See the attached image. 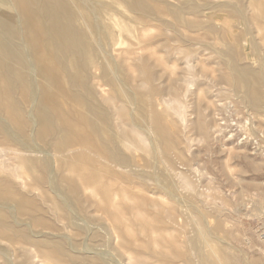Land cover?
<instances>
[{
    "label": "rangeland",
    "instance_id": "1",
    "mask_svg": "<svg viewBox=\"0 0 264 264\" xmlns=\"http://www.w3.org/2000/svg\"><path fill=\"white\" fill-rule=\"evenodd\" d=\"M48 1L69 21L75 23L83 15L92 33L101 37L105 56L99 62L109 65L116 91L105 86L107 93L101 94L95 87V81L102 82L93 75L105 73L106 64L83 68L82 80L93 92L88 100L99 102L110 117L95 116L98 126L104 125L108 136L117 132V154L128 163L125 169L132 185L148 199L133 203L139 209L129 220L108 219L107 223V216L95 212V205L86 206V195L68 199L52 189V182L58 180L68 191L76 172L92 171L89 160L61 165L57 155L49 170L51 180H37L44 175L37 166L34 176L21 175L17 168L20 181L9 173L16 164L14 154L0 152V264H77L72 254L95 257L81 264H138L139 260L144 264H264V0L258 6L256 0ZM79 38L90 47L84 34ZM126 50L132 51L130 59ZM49 53L53 62L54 53ZM74 63L68 68L77 67L75 74L69 68L76 80L82 66ZM237 69L245 75V83L257 90L259 103L248 102L231 81L230 76H238ZM122 90L134 91L132 105ZM109 91L116 95L117 111L103 99ZM0 136V145H11L9 138ZM125 138L129 144L121 142ZM70 151L68 157L80 149ZM95 157L104 163L102 157ZM164 208L178 217L176 223H156ZM143 218L150 229L140 225Z\"/></svg>",
    "mask_w": 264,
    "mask_h": 264
},
{
    "label": "bare ground",
    "instance_id": "2",
    "mask_svg": "<svg viewBox=\"0 0 264 264\" xmlns=\"http://www.w3.org/2000/svg\"><path fill=\"white\" fill-rule=\"evenodd\" d=\"M42 1H44V2H42ZM52 1H54V0H52ZM62 1H64V0H62ZM256 1H257L256 6H258V4L260 2L262 4V1H260V0H256ZM89 2L90 1H88V3ZM67 4H69V2ZM253 4H255V3H253ZM72 6H73V4H72ZM259 7H260V5H259ZM58 8H59V6H58ZM129 9H130V7H129ZM72 16H73V14H72ZM78 16H80V15H78ZM82 17H83V15L80 16V19H77L78 21L77 22L75 21V23L73 22L74 20L73 21L71 20L74 23L73 24L71 21L68 20V18L66 16H63V12L61 10L55 8V6L50 4V2L48 0H33V3H32V0H7V3L5 0H0V135L5 136L11 140V145H9V146H7L8 144L7 145H5V144L0 145V152H1V154L6 153V154H8V156L10 153L14 154L13 159H15L16 164H14V166L11 165L12 167L9 170V173L12 175V177H14V179L20 178L18 171H16L17 168L22 169V171H21V169H19L21 175L23 174V172L24 173L27 172L30 176H34L35 168L37 166H39L41 168L39 170H41V172H44V175L42 174L43 176L39 177L38 179L36 178L37 180H40V182L51 180V178H50L51 172H49V170H50L51 166L55 163V161H56L55 157L57 155H60L61 165L68 164V161L78 162L82 159L89 160L91 162V166L93 167V169H92V167H88V169L91 168L92 171L86 172V173H81L79 171L76 172L77 173V179H75V177H74L75 182H73L72 184H69L70 188L68 189V191L64 187V185L62 184L63 181H61L62 182L61 183L58 180L57 181L54 180L52 182L53 183L52 189L55 190V192L57 191L62 196L67 195L68 199H71L70 197H74V198L77 197L78 198L80 195H83V196L86 195L85 197H87V199L85 198V200H87L86 202L89 203V205H86V206L90 207V205H95V209H96L95 212L99 211V212H101L100 214H102L101 216H103V215L107 216L106 222L108 221V219H110L109 221H111V222L112 221H116V222L118 221V223H119V221L122 222L123 219L129 220L130 217L133 215V213L135 211L137 212L139 209L135 205L140 201L145 203L148 198L144 194L140 193V188H136V186L132 185V184H134V182L132 180H130V178H129L130 173L126 170L127 168L125 169V167L127 166L128 163H127V161H123L124 158H123V160H122L123 162H122L121 158H119V155L117 154V147L119 144L118 141H120V140L117 141V139L115 138V135L117 132L116 133H110V135L108 136L107 134H104V130H106L107 128L103 125L102 128L103 127L105 128L103 130L102 128H100L101 126L100 127L98 126L101 123L97 124V121L99 119H97V121H96L95 116H97V115L102 116V118H103L102 120H105L106 115H107V117H109L108 114H104V111H103L104 108L100 107L101 105L98 104L99 102L98 103L95 102L96 100L95 101H89L88 100V96H89V94L91 95L92 91H91V89L88 91V89L85 87L86 83L82 80L83 75H84V73L82 72L83 71L82 69L87 68V66H90V68L93 67L95 69V66L99 65L98 63H101L100 65L102 66L103 64H106L107 62L106 63L99 62L100 58H103V56H105V55H103L102 50H101V49H103V44L101 42L102 39L99 36V34L92 33L93 29L89 26L90 24H88L84 20V18H82ZM92 20H94V18ZM76 25H78V26H76ZM94 25H95V27H97L96 31H99V28H100L99 25L96 23ZM83 34L88 39V41L90 43L89 44L90 47L81 43L82 38L80 39L79 37ZM79 39L81 40V42ZM189 44H190V42H189ZM51 50L54 53L53 54L54 55V61L53 62H51L50 59L48 58L49 55L51 54V53H49V52H51ZM125 52L128 54L127 55L128 57H126V59H130V55H131L132 51L126 50ZM169 55H170V52H169ZM51 57H53V56L51 55ZM101 60H103V59H101ZM167 60H168V58H167ZM256 60H258V59H256ZM72 61L75 62L73 65L76 64V66H78L77 64H79L80 66H82L81 69L77 70V77H76L77 79L76 80H74V78H71L72 77L71 73H73L77 67L72 66L73 72L69 69L72 67L68 68V65L71 64ZM104 61H106V60H104ZM190 63H191V61H190ZM228 64H230V63H228ZM106 66H107L106 67L107 69L104 68V69H106L105 73L99 74L97 76L93 75V78L97 77L99 79V81L101 80V82H102V83H99L98 81H95V87L100 89L101 94L107 93L105 86L109 87V89L112 92L116 91V86H115L116 83L114 84L112 78L110 77V75L112 73L111 72L108 73V69L110 70V67L107 64H106ZM240 66H242V65H240ZM237 68H238V66H237ZM99 69H100V72H102L101 68H99ZM221 70H223V69H221ZM233 70H236V69H233ZM243 70H245V68ZM140 71H142V70H140ZM247 71L248 70L245 71L246 75H247V73H249V71L248 72ZM237 72H238L237 77L230 76L231 81L234 84H236L235 86H237L239 89H241V92L244 93L245 98L248 99V102L249 101H251L252 103L258 102L260 95L259 96L257 95V90L255 91V90H253L254 88L253 89L250 88L249 87L250 84L248 85V81H246V83H245V80H246V79L244 80L245 75L242 72L238 71V69H237ZM74 74H75V72H74ZM113 74H115V73H113ZM254 74H256V73H254ZM85 75H86V72H85ZM85 75H84V79L86 77ZM113 78L115 80L116 79L118 80L117 75H114ZM123 81H122V84H123ZM1 82L4 85H2ZM120 82H121V80H120ZM124 84H127V83H124ZM260 84H261V82H260ZM140 87H141V85H140ZM238 88H235V89L237 90ZM81 89H83V90H81ZM129 89H131V88L129 87ZM127 90L126 91L122 90V91L124 92V96L127 99V101L129 103H131V105H132V103L135 101L136 95H135L134 91L133 92L128 91L129 92L128 93ZM261 90H262V88H261ZM111 91H109V94H107V96L105 98L103 97V99H105L106 101H110L111 102V109L117 111L118 107L114 103V100L116 99V95H114V93H110ZM236 95H238V93ZM121 99H123V98H121ZM121 99H119V100H121ZM159 102L161 103L160 99H159ZM159 102H157V105H159V107H160ZM165 103H166V101H165ZM165 103L163 102V104H165ZM181 104H182V102H181ZM261 104L263 105L264 103L262 102ZM109 105L110 104H108V106ZM118 106H119V104H118ZM103 107H104V105H103ZM257 107L258 106H256V108ZM263 108H264V105H263ZM113 110H112V112H113ZM102 112H103V115H102ZM105 112H108V110H105ZM109 114L113 115V113H110V111H109ZM172 115H174V114H172ZM114 116L115 115H113V117ZM201 125H203V124H201ZM116 126H118V125H116ZM140 126H142V125H140ZM146 126H147V124H146ZM107 127L109 129V126H107ZM113 129H115V128H113ZM110 131H112V130H110ZM14 133H15V136L12 135ZM166 133H165V135H166ZM163 134H164V132H163ZM106 135H107V138H106ZM164 139H166V137ZM121 142H125V144H129L130 141H129V139L125 138V140H122ZM148 143H149V141H148ZM166 144H167V142H166ZM166 144H164V145H166ZM151 145H153V144H151ZM119 146H120V144H119ZM125 146H127V145H125ZM73 149H77V150L80 149V151L78 152V154H76V155L71 154L72 156L68 157L69 152H71L70 150H73ZM89 152L93 153L91 155V156H93V158H91V156L90 157L88 156ZM74 153H75V151H74ZM94 154L102 157L103 159H101V160H103L104 163L99 161L100 160L99 157H98L99 160L96 159L97 157H95V159H94V156H95ZM101 154L102 155L104 154L105 156H102ZM2 157H3V155H2ZM83 163H85V162H83ZM87 164H88V162H87ZM0 165H2V163ZM70 165H72V164L70 163ZM73 166H75V165L73 164ZM60 167H63V166H60ZM51 169H53V168H51ZM69 169H70V167H69ZM86 169H87V167H86ZM65 170H67V169H65ZM77 170H79V169H77ZM90 170H87V171H90ZM7 171H8V169H7ZM81 171H83V170H81ZM108 173H112L111 174L112 176L107 177V175H110ZM11 175H9V176H11ZM56 176H57V174H56ZM53 177L54 176H52V178ZM53 179H56V178H53ZM18 180H20V179H18ZM22 180L23 179H21L20 181H22ZM38 186H39V184H38ZM49 186H50V184H49ZM79 189L82 190V194H80ZM38 190H40V189H38ZM88 192H90V193H88ZM171 193H172V191H171ZM157 198H159V197H157ZM133 203H135L134 206H133ZM91 207H93V206H91ZM86 210H89L88 207L86 208ZM158 210L160 211L161 209H158ZM162 210H163V212L158 213V216L155 220L158 225L166 223V221L168 222V220H170L173 223L177 222L176 220L178 219V217L176 215H173L172 212L171 213L168 212L167 209H165V208ZM69 211H71V210H69ZM152 211H153V209H152ZM105 216H103L104 219H105ZM149 217H151V216H149ZM180 221L181 220H179V222ZM36 222H38V221H36ZM140 223H141L140 225H142L143 228L147 229L150 227V222L146 218L141 219ZM0 224H3V223L0 222ZM111 224H113V223H111ZM137 225H139V224L137 223ZM113 226L111 225V227H113ZM175 226H177V225H175ZM0 233H1V230H0ZM116 234H117V232H116ZM144 238H146V237H144ZM144 238H143V240H144ZM124 239H125V237H124ZM194 240H195V238H194ZM148 242L149 241L147 240V243ZM157 243H158V241H157ZM122 244H123V242H122ZM168 244H171V243H168ZM193 244H195V242L192 243V245ZM149 247H150V245L148 246V249H149ZM194 247H196V244ZM134 248H136V246H134ZM139 248H141V247H138V249ZM198 249H200V248H198ZM61 250H62V248H61ZM141 251H140V253H141ZM58 252H59V250H58ZM55 255H52V256L54 257ZM162 255H166V254H162ZM182 255L184 256V253H181L179 256H182ZM201 255H203V254H201ZM58 256H59V254H58ZM158 256H160V254ZM176 256H178V255H176ZM70 257H72V259L76 258L75 260H77V262H75V261L74 262L77 264H79V263L81 264L84 259H88L87 257L95 258L92 255L80 257V256H77L75 254L70 255ZM144 257H146V256H143V258ZM150 257H152V256L150 255ZM190 257H187V259L189 258L188 261L191 262L192 257H191V260H190ZM204 257H206V256H204ZM54 258L56 259V257H54ZM135 258H137V256ZM193 258H196V257H193ZM169 259H171V258H169ZM69 260H71V259L69 258ZM137 260H139V259H137ZM145 260H146V258H145ZM171 260H176V259L174 258ZM55 261L57 262V260H55ZM61 261H63V260H61ZM86 261H89V260H86ZM129 261H130V259H129ZM194 261H195V259H194ZM58 262H60V260ZM90 262H92V261H89L88 263H90ZM139 262L141 264H144L140 260L138 261V264H140ZM149 262H150V259H149ZM167 262H169V261L167 260ZM96 263H98V262H96ZM90 264H95V263H90ZM155 264H157V263H155Z\"/></svg>",
    "mask_w": 264,
    "mask_h": 264
}]
</instances>
